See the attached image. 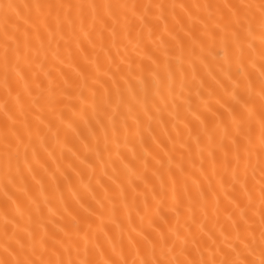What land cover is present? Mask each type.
<instances>
[{
  "label": "snow or ice",
  "instance_id": "snow-or-ice-1",
  "mask_svg": "<svg viewBox=\"0 0 264 264\" xmlns=\"http://www.w3.org/2000/svg\"><path fill=\"white\" fill-rule=\"evenodd\" d=\"M0 264H264V0H0Z\"/></svg>",
  "mask_w": 264,
  "mask_h": 264
},
{
  "label": "bare ground",
  "instance_id": "bare-ground-1",
  "mask_svg": "<svg viewBox=\"0 0 264 264\" xmlns=\"http://www.w3.org/2000/svg\"><path fill=\"white\" fill-rule=\"evenodd\" d=\"M5 2H7V0H5ZM12 2L23 4L26 2H32V0H12ZM74 2H75V0H74ZM145 2H147V0H145ZM183 2L195 3V2H197V0H183ZM200 2H207V0H200ZM212 2H216V0H212Z\"/></svg>",
  "mask_w": 264,
  "mask_h": 264
}]
</instances>
